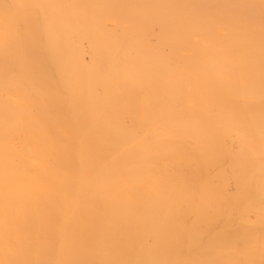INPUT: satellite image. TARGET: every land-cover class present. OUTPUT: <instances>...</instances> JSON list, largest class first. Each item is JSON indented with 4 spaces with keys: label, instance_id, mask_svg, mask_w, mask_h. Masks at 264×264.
<instances>
[{
    "label": "bare ground",
    "instance_id": "obj_1",
    "mask_svg": "<svg viewBox=\"0 0 264 264\" xmlns=\"http://www.w3.org/2000/svg\"><path fill=\"white\" fill-rule=\"evenodd\" d=\"M5 3L0 262L261 264L260 0Z\"/></svg>",
    "mask_w": 264,
    "mask_h": 264
},
{
    "label": "snow or ice",
    "instance_id": "obj_2",
    "mask_svg": "<svg viewBox=\"0 0 264 264\" xmlns=\"http://www.w3.org/2000/svg\"><path fill=\"white\" fill-rule=\"evenodd\" d=\"M3 16L0 18V49L3 50L6 58L15 55L19 47L24 43L26 38H29L25 32V22L26 18L21 15L20 10L29 7H40L38 5H24V4H14V3H5L2 6ZM260 8L262 13V51H261V71H260V91L262 99H264V0H260ZM30 38H36L35 33H32ZM9 72H15V66H9ZM254 83V82H253ZM10 99H17L16 95L10 94ZM240 139L241 143L244 145L251 144L250 134L240 129L236 133ZM261 135L262 142H264V116H262L261 123ZM147 134L144 139L147 140ZM261 183L264 185V146L261 149ZM260 213L264 215V199H262L260 204ZM4 247L7 252L14 254L17 247V241L12 236L11 230L9 228V216L7 204L5 207V218H4ZM262 252H264V245H262ZM4 264V262H0ZM8 264H29V262H18V261H9ZM63 264H85V262H63ZM87 264H162V262L156 261H138V262H129V261H116V260H104L96 262H87ZM264 264V261L261 262Z\"/></svg>",
    "mask_w": 264,
    "mask_h": 264
}]
</instances>
